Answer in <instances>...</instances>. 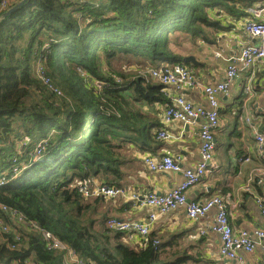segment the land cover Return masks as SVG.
I'll return each mask as SVG.
<instances>
[{"label": "trees", "instance_id": "obj_1", "mask_svg": "<svg viewBox=\"0 0 264 264\" xmlns=\"http://www.w3.org/2000/svg\"><path fill=\"white\" fill-rule=\"evenodd\" d=\"M250 4L28 0L4 18L14 4L0 11V177L9 178L0 186V205L23 212L96 264L194 261L174 246L179 236L168 241L150 232L141 247L126 243L124 233L109 229L98 213L100 198L84 197L74 184L89 177L116 184L111 178L121 175L124 150L144 144L143 107L169 103L165 85L144 73H119L114 61L186 65L173 44L181 38L215 41L226 28L223 13L248 15ZM37 63L60 93L38 76ZM22 138L28 143L18 151L13 140ZM41 140L45 147L37 156ZM0 218L13 230L0 232L1 264H65L62 252L46 248L41 233L19 225L1 207Z\"/></svg>", "mask_w": 264, "mask_h": 264}, {"label": "crops", "instance_id": "obj_2", "mask_svg": "<svg viewBox=\"0 0 264 264\" xmlns=\"http://www.w3.org/2000/svg\"><path fill=\"white\" fill-rule=\"evenodd\" d=\"M250 2L249 7L264 4V0ZM245 17L253 15L246 13L236 17L223 13L222 21L226 28L215 33V41L190 43L192 48L186 54H181L184 63L195 72L199 82L183 89L182 93L187 100L208 106L204 86L224 80L229 64L227 59L237 54L244 45L258 43L256 38L243 31L242 21ZM187 56H193L196 63L186 62L184 59ZM237 64L241 66L240 62ZM246 86H251L253 91L245 94ZM219 102L220 124L215 131L214 159L206 177L188 190L187 197L189 201H206L214 195L222 196L226 200L234 231L247 230L255 237L254 230H264V220L256 201V196L264 197V174L260 171L264 169V160L257 152L255 139V130L264 131V58L243 69L239 77L231 82L227 93L220 94ZM143 108L148 116L143 122L147 123L144 144L124 150L121 175L111 178L116 183L113 185L124 188L125 193L116 198L99 197L98 213L107 219L117 217L122 220H145L153 211L152 207L143 202L146 194H163L182 182V171H151L144 161L148 154L156 158L170 154L179 160L182 170L194 168L200 161L197 124L174 120L167 125L171 138L163 140L158 138V131L164 126V104L155 103ZM247 116L251 118V123L247 121ZM218 144L222 145L220 150ZM248 158L250 159L247 160ZM93 178L96 183L107 184L104 177ZM135 194L138 195L136 199L132 197ZM216 211V208H212L205 216L190 219L185 207H179L160 215L151 232L168 241L179 236L174 246L177 244L181 251L195 258L187 264H227V260L219 253L220 235L212 230H208L205 235L200 233L202 228L214 223ZM124 241L134 243L133 247H141L143 243L138 234H126ZM241 253L242 264H264V239L261 244L256 245L253 252Z\"/></svg>", "mask_w": 264, "mask_h": 264}, {"label": "built area", "instance_id": "obj_3", "mask_svg": "<svg viewBox=\"0 0 264 264\" xmlns=\"http://www.w3.org/2000/svg\"><path fill=\"white\" fill-rule=\"evenodd\" d=\"M18 1L20 0H0V11L7 10L12 4ZM247 11L253 17L244 18L242 21V29L251 37L256 38L258 43L244 45L237 54L227 59L229 64L226 67L224 80L204 86L208 106L189 101L182 93L184 88L199 84L195 72L188 66L177 63L173 65L166 64L162 67L148 66L144 68L146 69V75L165 85L164 90L169 99V103L165 106L162 116L164 126L158 131V138L163 140L171 138L172 134L168 131L167 125L174 120L197 124L200 139V161L194 168L182 170L179 160L170 154H164L160 158L148 154L144 158V161L151 171H182L184 176L182 182L163 194L155 192L146 194L143 202L152 207L153 211L145 220H122L117 217H111L106 223L109 229L123 232L124 235L138 234L141 237V241L143 240L141 245L143 246L144 241L151 232L153 224L160 215L167 214L179 207H185L187 216L190 219H198L205 216L212 208H216L214 223L211 226L202 228L200 233L205 235L208 230H212L220 235L221 245L219 253L227 260V264H242L243 256L241 251L246 253L253 252L256 245L261 244V240L264 239L263 229L254 230L253 235L255 237H252L251 233L247 230L234 231L227 210L226 200L222 196L214 195L206 201H189L187 197L188 190L202 182L206 177L211 162L214 159L216 148L215 131L220 124V94L227 93L229 85L239 77L243 69L253 66L256 60L264 58V4L262 6L248 7ZM217 55L221 56L220 52H217ZM237 62H240L241 66H238ZM40 70H42V66L39 67L38 72ZM41 78L46 83H49V79L43 74ZM170 86L172 88H168ZM252 91L251 86H246L244 89L245 94L251 93ZM246 119L251 123L249 116ZM255 139L257 142V152L264 160V131L255 130ZM23 142L26 144L25 141ZM44 147V142L37 144L35 149L37 156L41 154ZM13 161L17 163L18 158L15 157ZM13 171L16 172L17 167ZM260 171L264 174V169ZM8 179L6 176L0 177V186L4 185ZM74 186L86 198L100 196L116 198L125 193L124 188L106 183H96L93 177L76 181ZM132 197L136 199L138 195L135 194ZM256 201L260 209L261 217L264 220V197L256 196ZM0 207L2 210L9 212L11 218L19 225L41 233L46 248L52 251L62 252L65 264H96L80 257L65 241L50 230L40 227L36 221L29 219L23 212L5 204L0 205ZM11 231H13L11 226L4 219L0 218V232L7 233ZM14 234L16 240L21 238L18 229L14 230Z\"/></svg>", "mask_w": 264, "mask_h": 264}, {"label": "rangeland", "instance_id": "obj_4", "mask_svg": "<svg viewBox=\"0 0 264 264\" xmlns=\"http://www.w3.org/2000/svg\"><path fill=\"white\" fill-rule=\"evenodd\" d=\"M191 42L189 41H186V40H183L181 38V44L178 45V44H173V47L175 49L176 52L180 53V54H186L187 51L189 49L192 48V46L190 45ZM130 65H134L133 63H130L128 62L127 58L125 57H122V58H119V60H115L114 61V67L118 70V72H122V73H134V72H139V73H144V74H147L146 73V68L147 65H141V67H138V66H130ZM126 66V69L127 70H124L123 67ZM39 67H41V65H39V63H37V73H38V76L41 77V75L43 74V68L42 70L39 71ZM129 75V74H128ZM42 79V78H41ZM43 80V79H42ZM44 81V80H43ZM45 82V81H44ZM46 83V82H45ZM50 88H52L54 91H57L60 93V91L52 86L51 82L49 83H46ZM217 130V129H216ZM25 141L26 143H28V140L25 139V138H22V139H14L13 142L15 144V147L18 151H22L24 148H25V145L24 142ZM40 142H44V140H41ZM222 147V145L218 144V150H220V148ZM16 167V165H14V168ZM13 168V169H14ZM93 212V211H92ZM90 216L93 218L95 217V212L90 214ZM97 228H99V226L97 225ZM132 246H134V243H130Z\"/></svg>", "mask_w": 264, "mask_h": 264}, {"label": "water", "instance_id": "obj_5", "mask_svg": "<svg viewBox=\"0 0 264 264\" xmlns=\"http://www.w3.org/2000/svg\"><path fill=\"white\" fill-rule=\"evenodd\" d=\"M27 1L28 0H20V1H18L16 4H14V6H12L11 8H9L5 12V14L3 15V18L6 17L7 15H9L10 13H12L13 11L17 10L19 7H21L22 5H24ZM184 60L186 62L192 61V62L196 63L193 56H187Z\"/></svg>", "mask_w": 264, "mask_h": 264}]
</instances>
